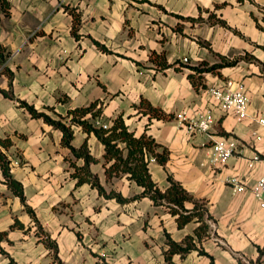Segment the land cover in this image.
Masks as SVG:
<instances>
[{"label":"crops","instance_id":"1","mask_svg":"<svg viewBox=\"0 0 264 264\" xmlns=\"http://www.w3.org/2000/svg\"><path fill=\"white\" fill-rule=\"evenodd\" d=\"M9 3L0 9V138L10 144L0 151L23 197L0 164V264H264V206L252 192L264 173V0ZM226 79L243 85V119L208 92ZM25 103L67 125L71 110L92 103L100 113L84 117L94 125L122 116L166 156L150 155L157 187L174 181L188 197L155 201L127 172L107 170L114 160L93 131L71 125L87 161ZM184 111H211L209 131H189ZM222 137L238 146L215 166ZM232 177L245 189L234 191Z\"/></svg>","mask_w":264,"mask_h":264},{"label":"trees","instance_id":"2","mask_svg":"<svg viewBox=\"0 0 264 264\" xmlns=\"http://www.w3.org/2000/svg\"><path fill=\"white\" fill-rule=\"evenodd\" d=\"M10 7L9 0H0V9L7 12ZM5 47L0 43V57H4L3 51ZM217 67L216 65L198 68L194 67L197 71H209ZM193 78V75H189ZM144 104V103H143ZM28 109L31 111L33 116L43 117L46 122H49L63 131V142L69 145L73 151L77 154H83L85 159L88 161L91 156L86 151H77L75 147L71 145V139L73 137L72 124H80L87 131H93L105 144L106 160L113 159L114 162L109 166L107 170L117 171L122 170L129 174V178L135 180L139 185L144 187L143 193L148 194L155 201L166 199L169 202H174L176 204L182 205V200L186 199L188 196L184 189L176 182L172 181L170 187L166 191H161L156 183L152 180L149 172V160L150 155L156 157L159 162H164L166 156L164 154L155 153L156 142L155 140L147 135L146 133L136 136L133 131L128 129V126L124 122L122 116H117L113 119L112 124L108 127H103L102 125L97 126L90 122L86 117L87 113H91L92 116H96L100 113L101 108L94 110L95 103L88 106L76 108L69 112L72 114L70 119V124L67 125L62 119H54L45 112L37 111L33 106L25 103ZM144 111L149 112L151 115H159L160 111L153 107L150 103L146 102ZM124 143L125 146L121 148L118 144ZM9 139L0 138V145H9ZM124 148L127 149V153L124 155ZM10 160L0 151V164L3 169L5 178L7 179L9 185L13 187L15 192H17L21 197H23V187L20 182L15 180L10 171ZM93 184L98 187L99 190H103L101 184L94 180ZM118 198H121L118 196ZM2 233L0 232V236ZM12 264H15L12 262Z\"/></svg>","mask_w":264,"mask_h":264},{"label":"built area","instance_id":"3","mask_svg":"<svg viewBox=\"0 0 264 264\" xmlns=\"http://www.w3.org/2000/svg\"><path fill=\"white\" fill-rule=\"evenodd\" d=\"M208 92L215 102L224 111H234L239 119H243L248 115V98L243 90V85L233 79H226L221 85H212L208 88ZM180 119L187 121L186 125L191 132H208L214 121V115L211 111L199 114L196 118H189L186 112L179 114ZM258 121L264 125V116ZM103 127L108 124L101 123ZM254 134H256L254 132ZM264 145V141H263ZM238 141L233 137H222L214 140L212 152L209 161L217 166L225 164L237 150ZM258 159V156L255 157ZM234 191H242L245 185L238 177H232L229 180ZM252 192L261 206H264V173L258 177L252 187Z\"/></svg>","mask_w":264,"mask_h":264}]
</instances>
